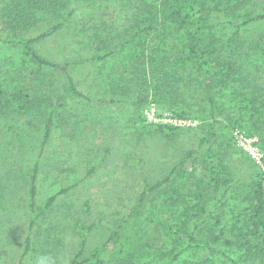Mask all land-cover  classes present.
<instances>
[{
	"label": "rangeland",
	"instance_id": "rangeland-1",
	"mask_svg": "<svg viewBox=\"0 0 264 264\" xmlns=\"http://www.w3.org/2000/svg\"><path fill=\"white\" fill-rule=\"evenodd\" d=\"M162 1L170 3V0ZM228 1H183L190 20L205 14L200 13L204 2L212 9L220 3L221 9L210 12L213 14L211 23L217 27L218 37L221 36L217 45L225 49V56L219 58L222 61L228 59L225 57L233 46L228 41L235 39V32L248 41L249 48H255L258 43L262 45L264 41V19L236 30L233 0ZM169 5L165 3L159 10L165 11ZM123 7L121 0H77L70 23H66L68 28L61 27L32 44L33 51L44 58L67 64V73L41 65L23 45L5 41L8 33L1 31L0 25V100L12 99L17 93L29 98L54 95L57 100L67 93L68 76L74 79L83 94L101 96L111 83L110 79L123 68L114 62H93L89 58L109 53V50L97 52L93 48L101 25L109 37L123 34L127 29L129 21ZM244 12L250 17L264 15V0H252ZM50 27L41 23L24 31L22 36L35 38ZM185 27L189 29L187 25ZM196 29L189 30L195 33ZM168 34L169 46L158 49V44L153 41L151 47L166 57V69L172 83L180 88L185 102L179 101V105L191 108L186 119H175L170 105L158 104L152 98L145 104L121 107L102 101L91 104L86 98L69 95L66 104L62 103L64 100H59L61 105L55 102L59 105L56 109L43 107L25 114L24 111L15 112L11 107L7 114L0 113V264H36L41 255L51 256L54 264H68L80 251L84 236L87 239L85 252L89 256L108 242L112 231L120 224L118 222L131 212L145 211L152 217L150 200L139 204L141 194L148 184L153 185L169 176L188 150L198 146L205 123L209 121L204 111L209 98L206 87L209 68L212 72L217 70V61L207 65L204 63L206 57L198 62L187 58L183 47L190 35L185 28L171 23ZM118 40L117 44H123L127 39L121 37ZM136 45L135 42L128 43L123 53L129 52L135 60L138 47L141 48ZM119 47L115 49L120 50ZM117 54L108 55L106 59ZM244 76L250 82L254 77L261 78L262 74L252 71ZM215 91L216 118L221 122L217 130L223 138L212 152L197 158L194 155L196 164L191 173L183 171L179 183L184 198L177 205L181 217L177 215L173 219L168 214L165 219L156 213L154 219L147 220V225L146 221L135 219L128 225L131 229L127 234L132 237L130 246L125 248L133 262L125 259V250L121 254L112 245L102 250L101 256L105 260L123 264H210L208 260L213 259L216 264L230 263L224 254L230 253L232 248L222 239L209 245L207 229L216 222L218 215L222 222L214 224L216 233L223 226L229 230L235 219L234 213H239L246 205L250 185L256 179L264 178V149L259 145L264 132L260 131L261 136L250 137L246 127L228 128L229 121L239 117L243 103L237 97L232 99L229 91L220 93L218 88ZM18 104L15 101L14 105ZM50 115L54 119L53 133L42 150L44 122ZM137 116L147 123H141L138 118L137 126H133L131 117ZM159 122L183 128L177 136L170 137L150 125ZM261 144L264 145V140ZM203 147L207 148L206 145ZM38 160L43 164L37 182L39 217L33 216L30 210L29 185L30 173ZM198 181H202L200 187ZM68 186L73 188L59 195L55 208L41 209L50 196ZM150 195L152 198L154 193ZM159 219L165 224H159ZM81 225L89 228L86 234ZM27 238H31L29 249ZM170 251L174 254L169 255ZM176 253L178 257L174 259Z\"/></svg>",
	"mask_w": 264,
	"mask_h": 264
},
{
	"label": "trees",
	"instance_id": "trees-1",
	"mask_svg": "<svg viewBox=\"0 0 264 264\" xmlns=\"http://www.w3.org/2000/svg\"><path fill=\"white\" fill-rule=\"evenodd\" d=\"M76 1L77 0H0L1 31L8 33L4 40L10 43L23 45L24 48L28 50L27 53H30L41 65L57 68L67 73V64H61L44 58L33 51L32 44L58 31L61 27L68 28L69 26L66 23H70L69 18L72 15L73 9H75L74 4ZM183 1L185 0H170L169 3V1L161 0L160 3H158L159 0H121V2H124L123 8L126 9L129 21L127 29L123 32L124 35L116 34L115 36L109 37L106 35L108 31L105 32L106 29L101 25L99 28L101 32L98 33L93 48H95L97 52L109 50V53L100 56L98 54L95 57L89 58L90 61L93 62H114L118 67L123 68L118 71V75L116 74V76H113V79H110L111 83L106 90L103 91L101 96L97 93L93 94V97L83 94L78 90L74 79L68 76V82L66 83L67 88L65 90L67 93L58 97L57 100H55L54 95L50 97L38 96L29 98L28 96L20 95V93L12 95V99L6 98L0 100V113L7 114V110L12 107L13 111H24L26 114L33 109H41L43 107L56 109V106H59L56 105V103H59V100H64L62 103L66 104L68 99L67 95L70 97L86 98L91 104L102 101L106 104L112 103L120 105L121 107L145 104L152 98L158 104L170 105L169 109L172 111L175 119H186V116L190 114L189 109L191 108L189 106L187 109L179 105V101L185 102L181 97L182 92H180V88L177 84L172 83L170 72L166 69V57L162 56L157 48L151 47V42L153 41L158 44V49H160V47L169 46L168 38L170 34H168V29L171 23H175L180 28H185L190 35V40L183 47L184 53L186 52L188 55L187 58L194 62H198L199 59H204V57H206L207 59L204 63L207 65L210 62L214 63L217 61V63L215 62V68L217 70L212 72L209 68L210 77L207 80L206 86L209 91V98L208 103L204 104V111L207 113L206 119L209 118V121L205 123L204 134L198 140V146L196 149L188 150L186 156L180 163L174 165L169 176L157 180L153 185L148 184L141 194L139 204L146 203V201L150 200V214H152V217L157 213L158 216L162 215L165 219H167L166 216L168 214L169 216H173V219L176 218L177 215L179 218L181 217L177 205L184 198L180 193L182 189L179 183L182 179L183 171L191 173L194 163L196 164L195 159L208 152H212L213 149L216 148L217 142L223 138L218 135L219 130H217L221 124L216 118L217 102L214 101V96L216 95L215 90L217 88L221 90L220 93L229 91L232 99L235 100V97H237L241 104L243 103L239 108V117L232 118L233 121H229L228 128H230V126H233V129L237 127H246L250 137L260 135V131L261 133L264 132V41L262 45L258 43L255 48H249L247 47L248 41H245L238 32H235V39L229 38L230 41H228V44L231 42L233 43V46H231L229 50L226 49L230 53L228 57H225L228 59H224L223 61L219 60V58L225 56L223 55V50L225 49L223 46L218 47L217 45L221 40V36L218 37L217 27L211 23L213 15L211 12L221 9L220 3H216L215 8L212 9L211 6L204 4V2L202 4L204 6L200 10V13L205 12V14L190 20V17L185 14L187 6L183 4ZM230 1L231 0H229L228 3ZM251 1L252 0H233L232 11L235 15V24H237L236 30H239L252 21L264 19V15L250 17L249 13L244 12V8L250 5ZM165 3L170 5L167 9H164L165 11L161 12L162 10H159V8L165 5ZM41 23L50 25L51 27L35 38L26 39L22 36L24 31L32 30ZM185 25H187L189 29L197 27L195 33L187 29ZM121 37L127 40L123 42V44H117L119 41L118 39ZM131 42H135L137 47L139 45L141 46V48L138 47L137 54L134 56L135 60L131 57L129 52L123 53L126 45ZM119 45L120 50H116L115 48ZM198 52L203 56H200ZM237 52L241 53L237 54ZM113 53L118 54L107 60L106 58L109 57L108 55H112ZM158 60L161 62L158 63ZM254 61H256L255 64ZM252 71L262 74V77H254V79H250V82H247L248 79L244 74H251ZM160 73L162 74L161 76H159ZM15 101L19 102L18 106L14 105ZM62 103L59 104L61 105ZM138 118L141 120V123H147V120L140 116H137V118L131 117L133 126H137ZM150 125L155 127L160 133L170 137L177 136L178 132L183 128L181 125L171 124L169 122H159ZM53 128L54 119L52 115H50L44 122L42 150H44L50 140ZM225 138L224 136V139ZM260 138L261 141L264 140V136ZM261 141H259V145L264 149V145L261 144ZM204 145H206L207 148H204ZM219 146H221V144ZM194 155L196 158L193 160ZM42 165L40 160L35 163L29 179L30 210L33 216L37 217H39L37 215L36 205V197L38 194L37 182L40 173H42L40 172ZM253 182L254 183L250 185V189L248 190V195L245 197L246 205L242 211L234 213L235 219L232 220L233 222L229 230H227L228 228L226 226H223L220 232L218 234L216 233L217 226L215 227V225H219L222 222V218L218 215L215 217L216 222H212L213 224H211L209 228L205 227V229L208 228L206 237L210 241L209 245H213L214 242L222 239L228 247L232 248L230 253L226 252L224 254L230 263L223 262L221 264H241L242 262L264 264V178H258V180L256 179V181ZM201 183L202 181H198L197 184L199 187ZM72 188V186H68L60 189L59 192L48 198L41 209L46 211L55 208L59 195L68 193ZM151 193H154L152 198H150ZM74 206L75 205L71 207L73 208ZM152 217L151 215H147L145 211L139 214H136V210L131 212L127 215V218H123L121 222H118L120 224L117 223L118 225L116 229L112 231L108 242L97 247L89 256H86L85 249L87 247V239L84 236L80 251L68 264H123L112 263L102 258L101 254L103 248L112 245V247L115 246L114 248H118V250H120L119 252L122 254L126 246H130L131 243L130 239L132 235L129 233L127 234L128 229H131V227L128 225L138 218L142 219V221H146L147 225V220L150 218L154 219ZM241 217H243V220ZM158 223L165 224L161 219L158 220ZM81 227L86 234L89 228H85L84 225H81ZM162 227L164 229L166 228L165 225ZM30 241L31 238H27V249L30 248ZM126 251L128 250H125V253ZM171 251L169 255L174 254V251ZM125 255L127 261L130 263L133 262L128 253ZM165 255H167V253ZM177 257L178 253L175 254L174 259ZM137 260L140 261L139 258H137ZM208 262H211L210 264H216L213 259H209Z\"/></svg>",
	"mask_w": 264,
	"mask_h": 264
},
{
	"label": "clouds",
	"instance_id": "clouds-1",
	"mask_svg": "<svg viewBox=\"0 0 264 264\" xmlns=\"http://www.w3.org/2000/svg\"><path fill=\"white\" fill-rule=\"evenodd\" d=\"M36 264H54V261L49 255H41L37 258Z\"/></svg>",
	"mask_w": 264,
	"mask_h": 264
}]
</instances>
